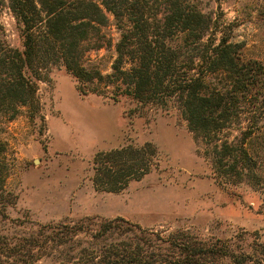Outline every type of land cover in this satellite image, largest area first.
Returning <instances> with one entry per match:
<instances>
[{
  "label": "rangeland",
  "instance_id": "rangeland-1",
  "mask_svg": "<svg viewBox=\"0 0 264 264\" xmlns=\"http://www.w3.org/2000/svg\"><path fill=\"white\" fill-rule=\"evenodd\" d=\"M189 1L216 21V39L224 32L238 42L243 57L264 67V0ZM0 23L7 40L16 43L6 0H0ZM100 36L101 47L84 58L91 70L105 76L116 58L118 30L108 23ZM121 68L128 64L123 61ZM47 77L38 84L35 112L24 107L12 118L0 116L5 188L15 195L0 230L25 248L32 242L35 257H26L29 264L70 262L99 247L104 240L90 238L85 227L73 229L84 226L77 220L85 217H121L141 229L209 242H264V165L256 169L257 181H225L210 163L212 142L194 137L173 99L163 105H143L128 97L112 102L92 92L80 93L60 66L52 67ZM219 78L217 73L209 76V88L219 87ZM105 81L110 78H96L87 86L110 90L112 84L105 86ZM243 126L245 121L235 123L217 138L239 140ZM263 141L261 129L246 139V147L259 151ZM113 150L125 155L105 164L93 159ZM116 170L121 189L105 191L94 184L95 175L102 173L97 177L110 186Z\"/></svg>",
  "mask_w": 264,
  "mask_h": 264
},
{
  "label": "trees",
  "instance_id": "trees-1",
  "mask_svg": "<svg viewBox=\"0 0 264 264\" xmlns=\"http://www.w3.org/2000/svg\"><path fill=\"white\" fill-rule=\"evenodd\" d=\"M6 8L17 41L7 40L0 23V116L12 118L24 107L35 112L38 84L47 81L52 67L60 66L80 93L92 92L112 102L128 97L143 105L173 99L194 137L212 142L210 163L219 176L234 182L259 179L256 169L264 165V141L259 151H251L246 139L264 129V67L243 57L238 42L224 32L216 39V21L189 0H6ZM108 23L118 30L116 58L112 71L101 76L88 67L84 54L101 47V29ZM123 61L127 69L121 68ZM214 73L220 76V86L209 88L207 79ZM96 78H110L104 84L112 88L87 86ZM240 121L245 126L239 140L217 138ZM4 153L0 140V223L15 200L5 188ZM118 155L125 153L102 152L93 159L105 164ZM119 171L110 186L97 177L102 173L95 175L94 184L105 191L121 189ZM77 221L84 226H74V231L85 227L90 238L104 241L59 264H264V242L256 238L241 239L237 245L230 239L209 242L141 229L121 217ZM27 244L25 248L0 230V264H29L26 257L35 253L29 248L32 242Z\"/></svg>",
  "mask_w": 264,
  "mask_h": 264
}]
</instances>
